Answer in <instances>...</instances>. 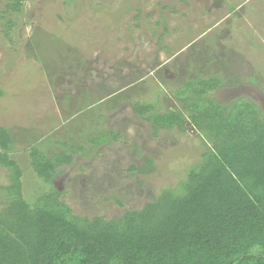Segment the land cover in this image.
Instances as JSON below:
<instances>
[{"label": "rangeland", "instance_id": "374dc122", "mask_svg": "<svg viewBox=\"0 0 264 264\" xmlns=\"http://www.w3.org/2000/svg\"><path fill=\"white\" fill-rule=\"evenodd\" d=\"M212 77L220 83L210 97L248 99L264 113V0H24L0 20V126L15 138L25 198L34 204L55 189L79 213L113 217L175 186L206 138L189 125L154 136L134 102L182 110L176 92ZM112 131L119 141L94 143ZM30 145L48 156L81 151L46 183ZM146 157L153 172L129 169ZM9 182L0 165V209Z\"/></svg>", "mask_w": 264, "mask_h": 264}, {"label": "trees", "instance_id": "16d2710c", "mask_svg": "<svg viewBox=\"0 0 264 264\" xmlns=\"http://www.w3.org/2000/svg\"><path fill=\"white\" fill-rule=\"evenodd\" d=\"M23 2L8 0L0 20L20 13ZM219 83L217 77L186 82L176 92L182 110L134 102L154 136L162 130L183 133L189 125L206 138L205 148L175 186L113 217L79 213L55 189L28 202L22 167L11 156L15 138L0 126V165L10 179L0 209V264H264V113L248 99L223 104L210 97ZM120 138L112 131L93 141ZM79 151L70 145L48 156L30 145V165L50 183L74 165ZM129 169L149 174L154 160L146 157Z\"/></svg>", "mask_w": 264, "mask_h": 264}]
</instances>
